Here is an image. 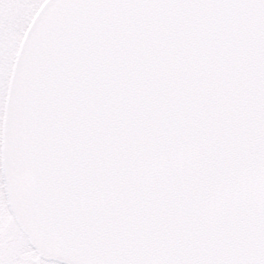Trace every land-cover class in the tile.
Returning a JSON list of instances; mask_svg holds the SVG:
<instances>
[{
    "label": "snow or ice",
    "instance_id": "obj_1",
    "mask_svg": "<svg viewBox=\"0 0 264 264\" xmlns=\"http://www.w3.org/2000/svg\"><path fill=\"white\" fill-rule=\"evenodd\" d=\"M0 264H264V0H0Z\"/></svg>",
    "mask_w": 264,
    "mask_h": 264
}]
</instances>
